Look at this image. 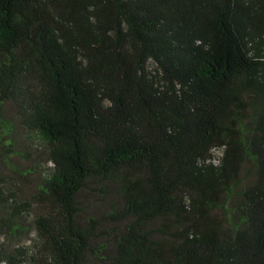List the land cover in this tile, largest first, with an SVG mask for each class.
Returning a JSON list of instances; mask_svg holds the SVG:
<instances>
[{
	"label": "trees",
	"instance_id": "trees-1",
	"mask_svg": "<svg viewBox=\"0 0 264 264\" xmlns=\"http://www.w3.org/2000/svg\"><path fill=\"white\" fill-rule=\"evenodd\" d=\"M7 104L53 167L0 260L264 264V0H0V150Z\"/></svg>",
	"mask_w": 264,
	"mask_h": 264
},
{
	"label": "rangeland",
	"instance_id": "rangeland-1",
	"mask_svg": "<svg viewBox=\"0 0 264 264\" xmlns=\"http://www.w3.org/2000/svg\"><path fill=\"white\" fill-rule=\"evenodd\" d=\"M5 126L10 130V137L15 142L13 149L5 148L0 150V153L5 157H10L8 162H5L0 154V174L6 179L5 193L10 190H16L18 196L22 200L30 201L33 194L36 193L39 183L49 176L50 168L53 164L49 161L45 149L38 141H33L31 135L25 130L19 122L17 112L12 104H7L4 110ZM223 148L217 147L212 150L210 161L214 164H219L223 156ZM87 200V201H86ZM85 202L88 207L87 211L104 210V204L91 198H86ZM39 206L35 204L32 211L25 214L22 218V223L28 231L23 233L13 234L10 229L3 223L2 218L10 215V209L3 206L0 207V250L7 253H16L18 248L27 247L30 255L35 253L37 237L33 229L32 220ZM160 223V222H159ZM4 259L0 260V264H7Z\"/></svg>",
	"mask_w": 264,
	"mask_h": 264
}]
</instances>
